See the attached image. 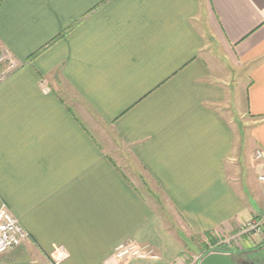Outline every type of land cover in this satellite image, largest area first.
I'll return each mask as SVG.
<instances>
[{
    "label": "crops",
    "instance_id": "crops-1",
    "mask_svg": "<svg viewBox=\"0 0 264 264\" xmlns=\"http://www.w3.org/2000/svg\"><path fill=\"white\" fill-rule=\"evenodd\" d=\"M1 54L0 205L29 238L0 264L262 239L243 228L264 194V0H0ZM130 242L155 256L117 258Z\"/></svg>",
    "mask_w": 264,
    "mask_h": 264
},
{
    "label": "built area",
    "instance_id": "built-area-1",
    "mask_svg": "<svg viewBox=\"0 0 264 264\" xmlns=\"http://www.w3.org/2000/svg\"><path fill=\"white\" fill-rule=\"evenodd\" d=\"M2 64L5 66L1 67ZM18 64L12 58L5 54L0 55V82L4 81L8 75L17 69ZM264 153L256 152V158L262 159ZM260 180L264 181V176H260ZM248 224V225H247ZM243 231L254 230L258 231L260 225L253 221L247 223ZM29 238V234L23 228L20 221L12 214L6 204L0 205V254L13 250L21 246L24 241ZM115 256L119 259L126 260L129 258H147L154 257L155 253L148 246H141L136 243H123L116 249ZM66 257L63 250H56L53 254V261L59 264ZM202 260V259H201ZM200 262H190L185 264H200Z\"/></svg>",
    "mask_w": 264,
    "mask_h": 264
},
{
    "label": "rangeland",
    "instance_id": "rangeland-1",
    "mask_svg": "<svg viewBox=\"0 0 264 264\" xmlns=\"http://www.w3.org/2000/svg\"><path fill=\"white\" fill-rule=\"evenodd\" d=\"M18 68V67H17ZM249 173V172H248ZM247 172H244V191L245 195L247 196L246 198H250L251 195L253 194L252 189L250 190L248 187V180L247 177ZM243 187V185H241ZM258 199V200H257ZM256 200H252L253 206L257 207L260 209L258 212L260 213V218H255L253 219L255 222H257L260 225V229L258 231L254 230H248L247 232H254V233H259V234H264V194H260L259 198ZM263 209V210H262ZM251 220V221H253ZM248 225V224H247ZM213 239H210L208 236H203V237H196L195 238V243L192 245V248L190 249L189 252H186L184 255V261L183 264L185 263H190V262H195L198 263L201 261V259L209 252H214V251H219V250H236L238 249L240 245V241H238V236L235 235H230V236H212ZM247 252L244 253V256L246 258H249L250 255L255 257L253 260L255 261V264H264V236H262V239L259 241L258 244H256V247L251 250H246ZM235 253V252H234ZM249 255V256H248ZM256 258H258L256 260Z\"/></svg>",
    "mask_w": 264,
    "mask_h": 264
},
{
    "label": "water",
    "instance_id": "water-1",
    "mask_svg": "<svg viewBox=\"0 0 264 264\" xmlns=\"http://www.w3.org/2000/svg\"><path fill=\"white\" fill-rule=\"evenodd\" d=\"M200 264H255L254 260H241L238 255L230 250H219L207 253Z\"/></svg>",
    "mask_w": 264,
    "mask_h": 264
},
{
    "label": "trees",
    "instance_id": "trees-1",
    "mask_svg": "<svg viewBox=\"0 0 264 264\" xmlns=\"http://www.w3.org/2000/svg\"><path fill=\"white\" fill-rule=\"evenodd\" d=\"M206 236H208L210 239H213L212 238V234H206ZM247 251L246 250H244V251H238V252H236V254H238V255H244V253H246ZM255 254V253H254ZM254 254H253V256H254ZM249 256V255H248ZM246 257V256H245ZM250 258H252V255H250L249 256ZM253 258H255V257H253ZM253 258H252V260H253ZM258 259V258H257Z\"/></svg>",
    "mask_w": 264,
    "mask_h": 264
},
{
    "label": "flooded vegetation",
    "instance_id": "flooded-vegetation-1",
    "mask_svg": "<svg viewBox=\"0 0 264 264\" xmlns=\"http://www.w3.org/2000/svg\"><path fill=\"white\" fill-rule=\"evenodd\" d=\"M238 255V254H237ZM238 257L240 258V261L241 260H248V261H251L252 260V258H253V256H252V258H246L244 255H238ZM254 259V258H253ZM256 260H257V258H256Z\"/></svg>",
    "mask_w": 264,
    "mask_h": 264
}]
</instances>
